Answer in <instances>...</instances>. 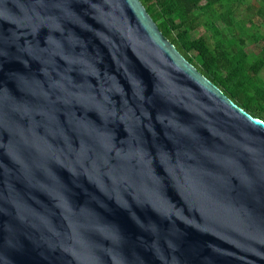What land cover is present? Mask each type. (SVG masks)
<instances>
[{"label":"water","instance_id":"water-1","mask_svg":"<svg viewBox=\"0 0 264 264\" xmlns=\"http://www.w3.org/2000/svg\"><path fill=\"white\" fill-rule=\"evenodd\" d=\"M0 264H264V119L141 0H0Z\"/></svg>","mask_w":264,"mask_h":264},{"label":"trees","instance_id":"trees-1","mask_svg":"<svg viewBox=\"0 0 264 264\" xmlns=\"http://www.w3.org/2000/svg\"><path fill=\"white\" fill-rule=\"evenodd\" d=\"M163 34L190 60L199 71L217 84L230 98L256 117L264 119V80L259 76L264 57L253 62L242 48H233L234 39L211 23L215 45L207 34L194 36L200 24L199 9L210 11L222 0H141ZM232 8L223 20L232 29ZM264 37V36H263ZM243 42V40H241ZM193 52L195 54H193Z\"/></svg>","mask_w":264,"mask_h":264},{"label":"rangeland","instance_id":"rangeland-1","mask_svg":"<svg viewBox=\"0 0 264 264\" xmlns=\"http://www.w3.org/2000/svg\"><path fill=\"white\" fill-rule=\"evenodd\" d=\"M205 3L206 0H203L200 4L204 6ZM230 7L233 11L232 29L227 26L222 17ZM198 12L200 26L193 32L194 36L207 34L210 43L214 46L216 38L211 29V23H214L228 38L235 40L236 44L233 48L242 46L252 62L260 56L264 57V0H222L210 11L199 9ZM259 76L264 80V66Z\"/></svg>","mask_w":264,"mask_h":264}]
</instances>
